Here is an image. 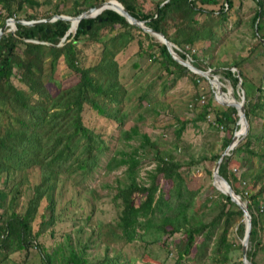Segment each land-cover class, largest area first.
<instances>
[{
    "label": "trees",
    "instance_id": "1",
    "mask_svg": "<svg viewBox=\"0 0 264 264\" xmlns=\"http://www.w3.org/2000/svg\"><path fill=\"white\" fill-rule=\"evenodd\" d=\"M108 1L113 0H0V30L8 20L30 23L77 17ZM114 1L132 17L163 34L182 59L189 57L192 65L202 71L207 59L211 61L206 64L208 68L216 69L221 64L212 63L208 43L217 38L215 29L224 27L227 21L238 23L241 7L236 0ZM253 1L259 3L252 19L255 28L263 17L264 5L261 0ZM201 16L203 20H199ZM71 26L65 20L36 26L19 24L15 35L0 40V264L15 253L24 256L22 261L16 260L17 264H90V241L82 242L86 227L98 231L106 250L117 241L143 249L140 260L145 263H156L148 254L154 244L146 243V234L167 235L159 244L166 250L169 239L180 233L176 264H184L185 260L188 264H230L231 251L241 250V243L234 245L228 234L235 219L244 217L243 212L229 197L217 193L218 200L211 203L220 208L218 214L209 222L200 219L195 203L198 193L189 190L181 170L184 165H203L210 156L217 162L221 153L190 155L182 160L176 152L187 126L200 122L226 130L222 141L225 149L238 130L236 109L220 106L215 97L200 104L204 96H198L195 119L175 117V122L161 126H176L177 139L172 148L161 150L142 124L151 118L158 125V118L169 114H161L151 102L143 107L147 95L144 100L138 99L140 111L125 109L129 94L120 83L117 56L134 47L135 55H147L175 79L190 77L195 86L196 81L204 79L186 71L166 45L128 24L114 11L105 10L96 18L83 19L76 34H70L59 46ZM93 45L99 46L101 53L91 58L80 56L81 46ZM196 46L203 47L201 58L194 53ZM248 64L246 60L221 64L225 68L221 73L234 89L239 83L231 68L237 69L243 88L247 82L253 83L246 75ZM61 65L76 77L74 84L62 79ZM134 66L137 68V64ZM16 74L25 88L13 83ZM252 94L246 106L249 134L223 157L219 175L247 202L251 216L248 259L262 264L258 257L264 255V210H260L264 182H259V176H264V126L254 135L253 120L261 117L264 122V90H257L263 95L254 105ZM216 99L222 98L217 95ZM88 109L113 124L115 131L87 126L84 116ZM129 115H133L131 119ZM145 159H152L154 165L145 169L147 178L140 181L139 170ZM238 167L246 170L236 178L233 169ZM115 172L112 182H102L103 177ZM160 178L166 187L159 186ZM246 182H251L252 189H240ZM104 197L115 212L107 223L96 219L97 203ZM69 221L73 223L71 230L58 231V226ZM245 230V223L240 222L236 233L241 239ZM45 238L53 240L50 246L45 245Z\"/></svg>",
    "mask_w": 264,
    "mask_h": 264
},
{
    "label": "rangeland",
    "instance_id": "2",
    "mask_svg": "<svg viewBox=\"0 0 264 264\" xmlns=\"http://www.w3.org/2000/svg\"><path fill=\"white\" fill-rule=\"evenodd\" d=\"M260 2L264 5V0H261ZM236 3L241 5L240 10L238 11V23L227 21L224 23L225 25L223 24L224 27L215 29L217 32V38L213 37V42L208 44H210V54L214 57V61L231 64L235 61L246 60L249 63L248 68L246 69V75L249 81H252L253 83L247 82L243 88L245 92V106H247V104H249L247 99H250L251 92H253L251 105H254L255 102L257 103L259 98L263 95L257 94V90L259 88L264 90V47L263 44L259 45V36L260 34L264 35V14L261 21L260 19L257 21V24L260 21V29L257 30V24L254 28L252 25V19L255 15V10L259 8V3L253 0H236ZM29 14H33V12L29 11ZM203 18L204 16H201L199 17V20H203ZM216 22H218V20H216ZM10 30L11 28H7L5 36L10 34L15 35L17 31L15 29V31L10 32ZM154 38L160 42L156 37ZM255 46H257L256 51L250 53L251 48ZM204 47L207 46L205 45ZM81 49L82 52L80 53V56L83 58H91L94 57L95 54L101 53V48L97 45L90 47L81 46ZM202 49L203 47H195L194 53L197 58L202 57ZM154 51L156 52L157 48H155ZM187 59L191 61L189 57H187ZM117 61L120 65V83L128 90L129 94V100L127 101L128 107L126 106L125 109L130 112H133L136 109L140 111V109H138L139 105H137L139 102L138 99L142 98L144 100V98H146L144 96L147 95V99L142 103L143 107H147L146 104L151 102L154 104L153 107H158L159 110H161V114H169V116L163 115V117H159L158 120L160 124L158 125L155 124L154 119L151 118H148L142 124V127H144L142 129L150 134L153 140L159 143V148H161V150H168L172 148L173 144L177 140L174 133L176 126L168 127L165 125L164 127H161L164 125V122H175V117L184 120L195 119L197 117L199 107H195L194 104L198 105V96H204L205 98H203V103L200 104H204L207 100L211 98L214 99L215 97V90L212 89L210 83H208L206 79L203 78L204 81H199V83L196 81L197 86L193 84L190 77L182 76L180 79H175V75L169 76L161 64L154 63L147 57V55H143L142 57L135 55L134 47L130 48L127 53L118 55ZM214 61H212V63L217 64V62ZM209 62L211 61L207 59L203 65L205 67V71L211 70V74L215 76L214 78H217L219 85H214L213 83L216 89L220 88L226 96H232L235 101L240 103V99L243 95H241L239 87L234 89L228 79H224L220 74H216L214 68H208L206 64ZM135 64H137V68L134 66ZM59 72L64 81L67 79L70 84H74L76 82V77L69 72L64 65L60 66ZM236 73L238 75V71ZM174 82L175 84H173ZM13 83L20 88H25V86L20 83L18 74L13 76ZM216 100L217 102L228 104L227 100L224 98ZM162 108H164L165 112H162ZM132 116L133 115H129V119H131ZM84 120L86 125L91 128L95 127L98 129L97 127H104L109 132L115 131V126L113 124L109 123L105 119L99 118L91 109L87 110ZM253 121L255 125L254 135H258L264 126V122H262L261 117L255 118ZM210 125L211 124L208 122L189 124L183 134L182 141L178 143L179 149L178 152H176V155H179L180 159L186 160L190 155L196 156L200 154L222 153L224 151L222 148V141L226 136V130H217L216 128H212ZM237 129L238 130L236 131L239 132L238 127ZM249 130L250 127L248 128L247 135L249 134ZM241 139L243 138H240V140ZM240 154L244 155V153ZM215 164L216 160L210 156L203 165H191L190 167L184 165L183 168H181L189 190L198 193L195 196V203L198 206L197 214L200 215V219L206 222H209L213 216L218 214L220 210V208L214 206L211 201L218 200L217 193L224 195L213 186L212 175ZM153 165L152 159H145L142 162V166L139 170L140 181L146 180L147 176L145 175V169H152ZM245 170L246 167H238L233 169V174L236 178H239ZM116 174L117 172L109 177H103L102 182H112ZM259 182H264V176H259ZM165 184L166 183L163 179L161 180L160 178L159 186L161 188L166 187ZM210 185L213 186V189ZM251 187V182H246L245 184L243 183V185H240V189L243 190H246V188L252 189ZM71 197L72 195L69 194L68 198L71 199ZM244 202L247 204L246 200ZM97 208L99 211L96 213V219L103 220L104 223L111 221V217L113 218L115 215V212L112 210V205L109 204V199L107 197H104L99 203H97ZM260 210H264L263 203L260 204ZM235 222L236 223L230 229L228 238L234 245H238L243 239L237 235L236 229L240 222H244V217L241 219L237 217ZM72 227L73 223L69 221L68 224L58 226L57 229L58 231H66L71 230ZM99 236L100 234H98V231L90 227H86L85 232L82 235V242L86 243L87 241H90L88 247L90 264H176L178 259L177 245L180 243L182 238L180 233L172 236L168 243L169 249L165 250L162 249L159 244L162 243L163 239H165L167 235L156 233L146 234V243L154 244L153 248L148 250V254H151L153 258L152 260L156 261V263H145L140 260L143 249L136 246H123L117 241L110 244V249L106 250V245L101 242ZM52 242L53 240L48 238L44 239V243L47 246H50ZM168 251L169 253H167ZM260 255L261 256L258 257V261L264 264V255ZM118 256H121L122 258L118 260ZM230 256V264H239V262H241V257H243V251L232 250ZM22 257L24 256L18 253L12 254L11 259L6 260L7 262L4 264H17L16 260L22 261ZM31 264L34 263L32 262ZM184 264H188V260H185Z\"/></svg>",
    "mask_w": 264,
    "mask_h": 264
},
{
    "label": "water",
    "instance_id": "3",
    "mask_svg": "<svg viewBox=\"0 0 264 264\" xmlns=\"http://www.w3.org/2000/svg\"><path fill=\"white\" fill-rule=\"evenodd\" d=\"M168 1V0H167ZM166 1V2H167ZM116 3L120 10H114V9H110L108 8V6H110L111 4ZM105 10H111L116 12L117 14H119L120 16H122L126 22L134 27H137L139 29H141L144 33L150 34L151 36L156 37L161 43H163L164 45L167 46L171 56L173 57V59L179 63L181 66H183L186 71H189L193 74H196L198 76H201L202 78L206 79V81L208 83H210V86L212 87V89L215 90V93L217 92L216 87L214 86L215 84H218L217 78H214V75L211 74V70L208 71H202L197 69L196 67H194L191 63L190 60L186 59H182L177 53H176V47L170 42V40H168L163 34L157 32L156 30L148 27L145 23V21H140L134 17H132L129 12L124 8V6L122 4H119L117 1H108L102 5H99L97 7H95L94 9H91L87 12H83L80 16L77 17H72V16H61V17H55L53 19H49V20H44V21H37V22H24V21H15V20H8L6 25L4 26V28H2L0 30V40L5 36L6 32H7V28H11L10 32L15 31V29L17 30V25H29V26H36L38 24H42L45 22H54L57 20H65V21H70L72 23L71 28L69 29L67 35L65 36V38L63 39L62 43L59 46H62L64 44V42L66 41V38L70 35V34H76V31L78 29L79 23L83 20V19H91V18H96L97 16H99L100 14H102L103 11ZM77 21V27H76V31L73 33L72 31V27H73V22ZM99 21H102V19H100ZM46 32H48V30H46ZM42 40L45 39V35H42ZM36 43H43V42H38L35 41ZM44 44V43H43ZM233 72H237V70H234ZM238 77V87H239V91L241 92V95H243V97H241L240 99V103L235 101L234 99V103L232 104H225V103H220L217 102L216 100V96L219 95L220 97L222 96H226L223 91H221V89H218V92L215 94V101L216 103H218L220 106L222 107H226V108H233L236 109V111L238 112V118H239V122H237L236 126L239 128L240 123H244L245 125V130H244V135H241L239 138H237V131L234 133L231 141L229 142L228 146L224 149V151L221 153L219 159L217 160L214 168H213V186L215 187V184L217 182V180H220L221 182H223L227 187H228V191L227 193H225L224 195L229 197L231 202H233L240 210L241 212H243V216H244V223H245V236L243 238V240H241V251H243V257H241V262H243V264H253L252 261H250L248 259V251H249V246H250V237H251V216L249 214V210L247 207V204L244 202L243 199H241V197L236 194L231 186L228 184V182L219 175V166L220 163L223 159V157L225 155H228L230 150L233 149L238 142L240 141V138H245L248 132V121L246 119V106H245V92L243 89V81H241V78L239 75H237ZM212 83H215L214 85H212Z\"/></svg>",
    "mask_w": 264,
    "mask_h": 264
},
{
    "label": "bare ground",
    "instance_id": "4",
    "mask_svg": "<svg viewBox=\"0 0 264 264\" xmlns=\"http://www.w3.org/2000/svg\"><path fill=\"white\" fill-rule=\"evenodd\" d=\"M108 8L118 10V11L120 10V8L117 4H111L110 6H108ZM76 27H77V21L75 20L73 22V27H72L73 33L76 31ZM212 85H213V83H212ZM217 90H218V88H217ZM222 97L227 100L228 104L234 103L233 98H231L230 96H222ZM244 130H245V125H244V123H241L239 125V132L237 133V138H239L241 135H244ZM215 188L217 190L221 191L223 194L227 193V191H228V187L223 182H221L220 180H217V182L215 184Z\"/></svg>",
    "mask_w": 264,
    "mask_h": 264
},
{
    "label": "crops",
    "instance_id": "5",
    "mask_svg": "<svg viewBox=\"0 0 264 264\" xmlns=\"http://www.w3.org/2000/svg\"><path fill=\"white\" fill-rule=\"evenodd\" d=\"M258 30V29H257ZM259 33H260V31H259ZM259 38H260V43H262L263 44V42H264V35H261L260 34V36H259ZM214 62H216V61H214ZM221 64H223V63H221ZM219 65V67L218 68H214V70H215V73L216 74H220L221 76H223V74L221 73L222 72V70L223 69H225L224 67H222V65ZM213 68V67H212ZM231 70L232 71H234V70H237L236 68H231ZM236 73V72H235ZM237 74V73H236ZM215 77V76H214ZM223 78L225 79V77L223 76ZM217 92H218V90H217ZM216 92V93H217ZM231 98H233L232 96H230ZM221 98H223V97H221ZM226 100V99H225ZM233 100H234V98H233Z\"/></svg>",
    "mask_w": 264,
    "mask_h": 264
},
{
    "label": "built area",
    "instance_id": "6",
    "mask_svg": "<svg viewBox=\"0 0 264 264\" xmlns=\"http://www.w3.org/2000/svg\"><path fill=\"white\" fill-rule=\"evenodd\" d=\"M263 46H264V42H263ZM201 102L203 103V99L201 100ZM220 130H223V128L221 127Z\"/></svg>",
    "mask_w": 264,
    "mask_h": 264
}]
</instances>
